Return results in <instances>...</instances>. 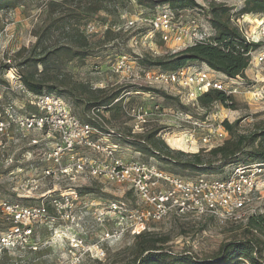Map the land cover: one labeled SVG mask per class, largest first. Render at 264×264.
<instances>
[{
  "label": "rangeland",
  "instance_id": "rangeland-1",
  "mask_svg": "<svg viewBox=\"0 0 264 264\" xmlns=\"http://www.w3.org/2000/svg\"><path fill=\"white\" fill-rule=\"evenodd\" d=\"M94 1L0 0V110L13 104L22 114L36 112L19 88L23 85L20 74L32 75L35 79L48 78L51 84L50 78L63 71L74 81L89 84L94 89H106L111 93L123 88L129 91L123 96L125 110L117 113L104 110L109 130L128 135L132 130H135L136 134H144L149 130L160 129L159 137L167 146L186 154H196L202 150L207 152L215 148L219 144L218 139L206 143L204 138L211 132L215 133L214 129H220L224 121L230 124L239 121L237 130L240 134H249L256 129L264 128V100L257 101L244 91L234 96L235 108L215 104L204 109L198 104L192 105L187 98V92L176 86L166 90L145 84H122L121 82L127 79V74L116 71L117 61L121 56H127L130 62L133 61L136 71L138 68L157 71L162 69L148 67L142 64L140 59L154 62L168 54L185 50L196 42L190 35L182 36L184 39L181 42L175 41L174 37L164 42L157 35L154 38L148 37L146 43L143 40L142 46H136V40L147 34L149 28L142 27L140 22L131 26L129 22L139 20L141 17L150 18L163 6L149 8L142 7L135 0H109L99 3L98 6H102L103 9L94 13L92 7L95 5L90 6ZM197 2L207 9L211 4L231 7V24L234 27L237 18L242 17L239 12L246 5V0H197ZM178 14L181 15V12ZM183 16L189 20H197L199 24L210 23L209 17L199 9H187ZM261 21H264V14L244 15L239 26L248 33L258 32L262 27ZM75 34L87 37L94 55L85 60L74 59L62 64L63 68L58 70L53 67L46 70L43 62L38 63L47 58L51 51L63 45L73 44L72 36ZM254 38L257 39V36ZM260 45L256 54L264 55V42ZM190 66L199 68L200 64ZM248 73L244 80L248 87L264 86V62L258 64L255 61L249 64ZM135 88L162 90L172 97L180 98L187 110L181 109L180 106H172L158 94L133 92L138 90ZM66 101L79 118L87 114L84 115V108L76 107L68 99ZM157 105L159 110L155 109ZM132 108L148 111L146 123L132 116L138 114L131 113ZM185 114L192 116L191 122L187 120ZM141 128L145 131H141ZM38 135L32 133L27 138L22 136L0 138V236L9 227L2 215L1 205L7 201L25 206L40 204L42 200L38 197L47 189L54 190V196L72 190L77 193L79 198L76 201L75 213L79 220L72 226L63 221L43 220L33 223L32 242L37 247L36 251L0 254V264H124L138 254L145 241L154 240H161L160 244L174 253L188 252L200 258H209L217 253L224 243L245 236L247 222L222 224L211 218L197 220L171 216L161 222H150L147 229L141 232L146 234L142 238L132 232L126 221L121 222L112 217L113 220L106 219L101 223L95 218V209L104 207L105 202L114 199H122L131 206H136L140 203L136 194L128 187H116L94 179L43 181V171L52 165L47 159L50 144L42 141L39 146H34L31 142L39 138ZM229 138L228 134L227 140ZM110 139L116 142L114 138ZM119 145L121 146L119 155L125 160L158 163L156 159L136 151L131 145L124 143ZM234 167L232 165L223 172L213 174L188 171L176 174L190 179L199 176L222 179L231 175ZM18 194H29L34 198L19 197ZM256 208L264 214V189ZM50 212L52 213L51 208ZM116 230H124L120 238L105 240L106 233ZM74 238L81 240L80 247H73Z\"/></svg>",
  "mask_w": 264,
  "mask_h": 264
},
{
  "label": "built area",
  "instance_id": "built-area-1",
  "mask_svg": "<svg viewBox=\"0 0 264 264\" xmlns=\"http://www.w3.org/2000/svg\"><path fill=\"white\" fill-rule=\"evenodd\" d=\"M186 11H180L179 15L180 12L163 6L150 18L141 17L139 20L130 21L131 26L140 22L142 27L149 28L147 34L136 40V46H142L143 40L146 43L148 37L154 38L157 35L164 42L170 41L173 37L175 41L181 42L184 37L190 35L196 43L188 47L199 43H212L215 31L211 23L203 25L197 20H189L183 16ZM240 19L237 18L236 27L248 43L264 42V21H261L262 27L258 32L248 33L239 26ZM255 35L257 39L254 38ZM256 52L257 50L247 54L250 65L255 61L258 64L264 62V55H257ZM133 63L127 56L118 59L116 71L127 74V79L123 80L122 84H145L166 90L176 86L187 92V98L192 105L198 104L199 97L211 90L222 91L233 98L244 91L257 101L264 100V86L248 87L245 79L229 78L206 65H200L199 68L189 65L175 71H153L149 68H138L136 71ZM19 88L36 112L22 114L13 104L0 110V138L13 136L27 138L32 133H38L39 138L31 142L34 146H39L42 141L50 144L47 159L52 165L43 171V181L100 180L112 186L128 187L138 197L140 203L136 206H131L122 199L105 202L104 207L95 209L97 221L102 223L115 217L121 222L126 221L132 232L139 235L147 229L150 222H161L171 216L197 220L211 218L222 224H239L248 223L251 217L261 215L256 205L264 189V164L237 165L231 175L222 179L205 176L195 179L183 178L163 170L155 161L123 159L119 155L121 146L110 139L115 131L107 128L103 108H95L90 113L89 117L95 125L80 119L73 112L71 105L57 94H35L24 85H20ZM155 109L159 110V106L157 105ZM135 112L138 114L132 116L146 123L148 111L132 108L131 113ZM189 115L185 114V117L191 122L192 116ZM221 127L214 129L215 133L208 134L204 142L218 139L217 146L223 145L228 132L223 124ZM132 134H136V131L132 130ZM53 191L47 189L42 193L38 197L42 202L37 205L25 206L10 201L1 205L2 215L9 227L0 236V254L36 251L37 247L32 242L33 223L50 220L63 221L72 226L79 220L75 213L79 195L72 190L54 196ZM18 196L34 198L29 194ZM46 200H49L48 203ZM123 231L108 232L105 234V240L118 239ZM255 233L264 239V235L258 231ZM72 245L75 248L80 247L81 240L74 238Z\"/></svg>",
  "mask_w": 264,
  "mask_h": 264
},
{
  "label": "trees",
  "instance_id": "trees-1",
  "mask_svg": "<svg viewBox=\"0 0 264 264\" xmlns=\"http://www.w3.org/2000/svg\"><path fill=\"white\" fill-rule=\"evenodd\" d=\"M109 0H95L90 6L92 12L98 13L102 10L99 3ZM116 1V0H115ZM142 7L169 6L174 11L180 12L187 9H200L206 14L215 31L212 43H199L190 46L175 54H168L156 61L140 59V62L148 67H159L160 71H175L185 66L200 64L226 75L229 78H246V70L249 67L250 58L247 54L260 48L259 43H248L238 28L232 26V8L224 4H211L209 9L202 7L197 0H135ZM89 6V7H90ZM239 15L264 14V0H246V5ZM74 43L63 45L53 50L47 58L38 63H44L48 67L63 68L74 59H82L94 55L91 52L90 43L85 35L75 34L72 36ZM9 67V66H8ZM23 85L35 94L53 93L66 100H70L76 107L84 108V117L80 118L86 122H93L90 113L93 109L112 111L113 113L125 110L124 94L128 93L126 88L116 92L106 89H94L92 86L82 82L74 81L63 71L50 78L35 79L32 75L20 74ZM128 88V87H127ZM133 92H145L158 94L172 106L187 108L181 103L180 98L172 97L162 90L153 88H135ZM132 92V91H131ZM118 100V101H117ZM215 104L235 108L233 97L227 96L219 90H211L202 94L198 99V105L207 109ZM106 121V119H105ZM239 121L230 124L224 121L223 126L230 138L226 142L210 151L202 150L196 154H186L182 151L171 149L159 137L160 129L149 130L144 134L124 135L121 132L112 134V138L118 143L131 145L136 151L154 158L162 165V169L170 173L196 172L199 174L220 173L227 167L240 164H264V128L256 129L249 134H240L237 130ZM96 125V124H95ZM107 132V131H106ZM110 133V132H107ZM177 175V174H176ZM245 236L242 239L224 243L217 253L209 258H200L193 253H174L164 248L161 240L145 241L139 248L138 254L124 264H264V214L253 216L247 223ZM145 232L139 234L144 237ZM6 254V253H5Z\"/></svg>",
  "mask_w": 264,
  "mask_h": 264
},
{
  "label": "crops",
  "instance_id": "crops-1",
  "mask_svg": "<svg viewBox=\"0 0 264 264\" xmlns=\"http://www.w3.org/2000/svg\"><path fill=\"white\" fill-rule=\"evenodd\" d=\"M249 73H248V69L246 70V75H248Z\"/></svg>",
  "mask_w": 264,
  "mask_h": 264
}]
</instances>
